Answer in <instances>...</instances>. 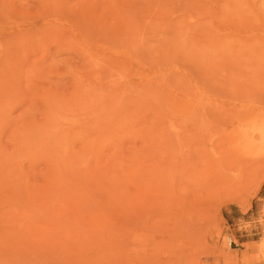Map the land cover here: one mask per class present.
I'll return each mask as SVG.
<instances>
[{
  "label": "rangeland",
  "instance_id": "obj_1",
  "mask_svg": "<svg viewBox=\"0 0 264 264\" xmlns=\"http://www.w3.org/2000/svg\"><path fill=\"white\" fill-rule=\"evenodd\" d=\"M245 110L264 0H0V264H264Z\"/></svg>",
  "mask_w": 264,
  "mask_h": 264
},
{
  "label": "bare ground",
  "instance_id": "obj_2",
  "mask_svg": "<svg viewBox=\"0 0 264 264\" xmlns=\"http://www.w3.org/2000/svg\"><path fill=\"white\" fill-rule=\"evenodd\" d=\"M244 112L246 113V110ZM226 150L229 152L243 150V152L249 153V156L255 161L264 158V124L260 122L255 123L248 113L244 114L240 112V116L237 115V117L230 124L229 129H227ZM221 162L224 163V161L219 159V161H216L217 164H214V166L216 165V177L214 181L205 183V186L210 184L213 185L214 192L212 197L226 195L236 184V181L235 184L234 182H231L230 177H233V175L230 173L228 174L231 176L226 174L228 167L224 166L226 168V172L222 170L223 165L225 164L221 165ZM212 185H210V188Z\"/></svg>",
  "mask_w": 264,
  "mask_h": 264
}]
</instances>
